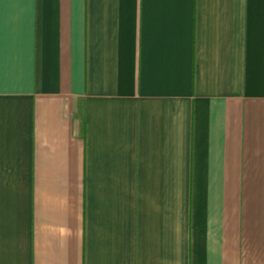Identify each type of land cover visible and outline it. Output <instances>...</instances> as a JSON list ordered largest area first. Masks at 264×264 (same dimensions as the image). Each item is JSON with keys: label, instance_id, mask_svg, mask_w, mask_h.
<instances>
[{"label": "crops", "instance_id": "obj_1", "mask_svg": "<svg viewBox=\"0 0 264 264\" xmlns=\"http://www.w3.org/2000/svg\"><path fill=\"white\" fill-rule=\"evenodd\" d=\"M0 264H264V0H0Z\"/></svg>", "mask_w": 264, "mask_h": 264}]
</instances>
